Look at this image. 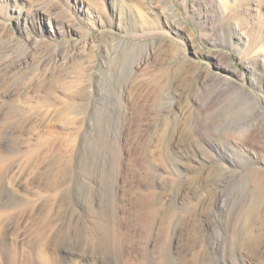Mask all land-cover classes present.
Returning a JSON list of instances; mask_svg holds the SVG:
<instances>
[{
  "label": "rangeland",
  "instance_id": "obj_1",
  "mask_svg": "<svg viewBox=\"0 0 264 264\" xmlns=\"http://www.w3.org/2000/svg\"><path fill=\"white\" fill-rule=\"evenodd\" d=\"M0 264H264V0H0Z\"/></svg>",
  "mask_w": 264,
  "mask_h": 264
}]
</instances>
